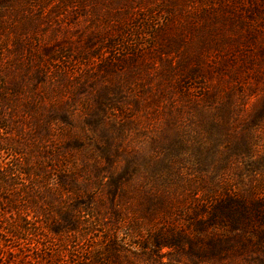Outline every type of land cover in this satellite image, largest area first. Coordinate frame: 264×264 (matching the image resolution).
<instances>
[{"label":"trees","instance_id":"16d2710c","mask_svg":"<svg viewBox=\"0 0 264 264\" xmlns=\"http://www.w3.org/2000/svg\"><path fill=\"white\" fill-rule=\"evenodd\" d=\"M66 16L76 20L72 36L56 40ZM238 50L264 63V0H0V264H135L121 253L159 258L164 247L192 264H259L262 186L190 201L156 188L133 192L134 169L118 173L114 144L94 136L136 101L123 97L135 70L127 63L181 51L170 67L186 69L183 95L199 103L211 94L208 63L217 60L220 78L227 68L218 65ZM83 157L108 168L95 172ZM123 216L153 222L144 235L123 227L118 239Z\"/></svg>","mask_w":264,"mask_h":264},{"label":"rangeland","instance_id":"374dc122","mask_svg":"<svg viewBox=\"0 0 264 264\" xmlns=\"http://www.w3.org/2000/svg\"><path fill=\"white\" fill-rule=\"evenodd\" d=\"M78 20L86 24L83 18ZM62 23L53 32L56 40L71 37L76 20L66 16ZM73 38L76 40V35ZM180 52L171 53V59L155 55L146 59L147 65L127 63L126 69L135 70L130 72L132 77L126 85L129 89L123 91V97L133 95L136 101H128V111L110 117L109 126L98 128L94 136L107 137L114 144L110 156H118L114 162L118 173L127 164L134 169L133 192L138 186L146 192L156 188L190 201L226 191L248 196L253 186H262L264 190V63L259 57L251 60L250 50H238L226 61L227 67L218 65L227 68L219 78L213 69L217 60L214 64L209 62L203 73L211 94L199 104L183 95L189 80L179 81L186 69L170 67L175 61L179 63ZM193 65L189 62V67ZM94 83V78L88 79L83 91L91 92ZM128 90L131 94H127ZM76 119V127L84 124L82 118ZM81 161L95 172L108 168L104 159L97 158L98 163H94L83 157ZM134 209H123L122 214L138 217L139 211ZM152 220L145 217L132 224L135 220L124 219L121 223L118 218L117 238H123V227L144 235ZM128 241L137 242L133 238ZM129 251L138 253L134 248ZM160 253L159 258L149 257L144 250L136 255L122 252L121 256L124 255L123 262L130 260L135 264H192L187 256L176 255L171 248L164 247ZM257 255L259 264H264V254L259 251Z\"/></svg>","mask_w":264,"mask_h":264}]
</instances>
